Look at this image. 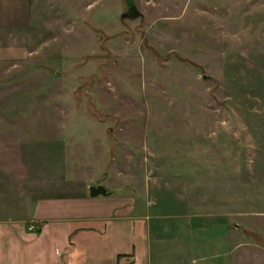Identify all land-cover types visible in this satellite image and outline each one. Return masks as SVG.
Wrapping results in <instances>:
<instances>
[{"label": "rangeland", "instance_id": "1", "mask_svg": "<svg viewBox=\"0 0 264 264\" xmlns=\"http://www.w3.org/2000/svg\"><path fill=\"white\" fill-rule=\"evenodd\" d=\"M135 1L0 0V222L103 185L152 264H264V0Z\"/></svg>", "mask_w": 264, "mask_h": 264}, {"label": "crops", "instance_id": "2", "mask_svg": "<svg viewBox=\"0 0 264 264\" xmlns=\"http://www.w3.org/2000/svg\"><path fill=\"white\" fill-rule=\"evenodd\" d=\"M104 198L94 201L96 213L74 216L60 213L74 208L70 203L38 202L32 221L41 223L39 233L24 221L0 222V264H152L154 246L172 224L161 214L134 218L127 204L120 215L117 199Z\"/></svg>", "mask_w": 264, "mask_h": 264}, {"label": "water", "instance_id": "3", "mask_svg": "<svg viewBox=\"0 0 264 264\" xmlns=\"http://www.w3.org/2000/svg\"><path fill=\"white\" fill-rule=\"evenodd\" d=\"M125 2L128 6V9L124 14L125 17L136 19L143 16V13L138 9L135 0H125ZM108 194H109L108 189L103 185L92 186L90 188V195L92 197H97L99 195L107 196Z\"/></svg>", "mask_w": 264, "mask_h": 264}, {"label": "trees", "instance_id": "4", "mask_svg": "<svg viewBox=\"0 0 264 264\" xmlns=\"http://www.w3.org/2000/svg\"><path fill=\"white\" fill-rule=\"evenodd\" d=\"M34 229L39 233L41 231V223H36Z\"/></svg>", "mask_w": 264, "mask_h": 264}]
</instances>
